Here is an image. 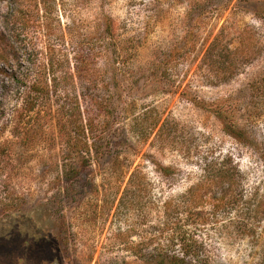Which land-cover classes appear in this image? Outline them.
I'll return each mask as SVG.
<instances>
[{
    "label": "rangeland",
    "instance_id": "1",
    "mask_svg": "<svg viewBox=\"0 0 264 264\" xmlns=\"http://www.w3.org/2000/svg\"><path fill=\"white\" fill-rule=\"evenodd\" d=\"M263 207L264 0H0V264H264Z\"/></svg>",
    "mask_w": 264,
    "mask_h": 264
},
{
    "label": "trees",
    "instance_id": "2",
    "mask_svg": "<svg viewBox=\"0 0 264 264\" xmlns=\"http://www.w3.org/2000/svg\"><path fill=\"white\" fill-rule=\"evenodd\" d=\"M217 45V40L214 39L212 43L208 47V51H211L215 48ZM230 53H227L224 56V59L221 61V72L223 75H226L227 73H233L235 71L237 64L236 60L232 59ZM247 56L242 55L240 57V60L243 62V60H246ZM28 92L30 96L28 97L27 104L29 108H33L35 104L42 102L45 99H50L52 96V91L47 88L46 85L42 87L39 81L34 80L29 86H28ZM50 101V100H49ZM192 101H195V99H192ZM216 110V109H214ZM219 116L220 111H215ZM204 171L207 175V178L209 182L215 183L217 186L222 187L221 189H230L232 188V185L237 181L240 171L238 167L233 164L232 159L230 157H225L221 161H209L205 167ZM227 183V187H223L224 184ZM199 186L205 187L206 185L200 184ZM197 187V186H196ZM194 190V188H193ZM191 190V194L188 196L187 206L189 208H196L200 203L202 202V193H197L195 191ZM258 213L264 215V207L261 209ZM176 262V259L174 260ZM177 263V262H176Z\"/></svg>",
    "mask_w": 264,
    "mask_h": 264
}]
</instances>
